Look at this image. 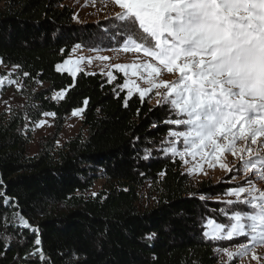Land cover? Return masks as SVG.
I'll return each mask as SVG.
<instances>
[{"label":"trees","instance_id":"16d2710c","mask_svg":"<svg viewBox=\"0 0 264 264\" xmlns=\"http://www.w3.org/2000/svg\"><path fill=\"white\" fill-rule=\"evenodd\" d=\"M113 27L109 19L75 23L65 0H0L1 63L19 66L28 87L46 84L0 116V264H218L204 223L220 220L224 204L217 198L228 185L191 183L181 161L161 150L168 108L141 102L138 94L126 106L121 76L109 84L99 73L73 77L56 69L77 44L121 48ZM62 89L66 98L53 100ZM80 107L79 131L57 146L65 117ZM44 112L56 113L55 132L29 155L31 126ZM98 178L109 185L84 195ZM147 182L158 197L139 211L138 188ZM20 215L31 227L22 226ZM37 248L43 259L33 255Z\"/></svg>","mask_w":264,"mask_h":264},{"label":"snow or ice","instance_id":"6c2138e0","mask_svg":"<svg viewBox=\"0 0 264 264\" xmlns=\"http://www.w3.org/2000/svg\"><path fill=\"white\" fill-rule=\"evenodd\" d=\"M112 3L121 9L108 17L114 25L110 31L116 36L118 46L122 45L124 52H143L150 58L144 63L113 65L125 77L129 70L134 77L141 75L148 85L140 87L134 80L124 79L119 87L127 90L125 105L134 94L144 102L155 89L157 106L168 108L172 117L164 123L169 126V138H174V142L162 151L185 164L186 156L193 160L198 156L209 167L218 164L229 173L246 174L242 184L247 186L227 190L226 194L235 199L219 201L231 206L224 216L232 221L230 227L209 218L205 227L212 225V229L204 235L212 240L228 241L243 236L252 244L264 245V190L257 188L253 179L264 180V0H112ZM80 47L75 45L73 52ZM84 59L83 56L78 60L65 59L56 69L79 65ZM87 59L91 62L92 57ZM66 70L73 77L82 71L79 67ZM165 71L178 76L173 81L160 78ZM23 75L27 77L29 73ZM106 78L109 84L116 79L111 71L106 73ZM4 82L0 78V86ZM8 83L18 82L9 79ZM67 91L55 92L52 99H65ZM83 104L86 106L88 100ZM84 110L74 108L71 114L80 116ZM42 115L55 117L56 113ZM46 123L42 119L36 126L43 127ZM238 141H243L245 147L238 148ZM227 152L238 158V165L230 168L223 162ZM188 171L202 172L203 165L196 164ZM19 221L24 228L31 227L22 215ZM34 243L39 246L40 238ZM248 247L245 244L237 252L228 248L223 251L232 260ZM33 255L43 259V250L37 248ZM253 258H257L255 254Z\"/></svg>","mask_w":264,"mask_h":264},{"label":"rangeland","instance_id":"374dc122","mask_svg":"<svg viewBox=\"0 0 264 264\" xmlns=\"http://www.w3.org/2000/svg\"><path fill=\"white\" fill-rule=\"evenodd\" d=\"M65 4L68 5L73 9V21L77 24H83L87 22H94L97 20H104L108 19V17L114 16L116 13L120 12L118 6L112 3V0H65ZM75 17V18H74ZM81 56L85 57V59L79 65H68L65 69L61 70L62 72H66L71 75L67 68H76L79 67L82 69V72L86 73H99L106 78V73L111 71L113 75L116 77L117 80L118 76H121L122 83L124 79L134 80L140 87H148V85L144 82V79L141 75L132 76L131 71L129 70L128 76L125 77L123 73L119 72L118 69H115L113 65L115 64H133V63H144L147 62L150 58L145 57L143 52L135 53V52H124L122 47L116 49H85L80 47L73 52L71 50L70 54L65 59H74L78 60ZM98 56H106L109 57L108 60H99L97 59ZM88 57H92L91 62L87 59ZM63 62L59 63L62 64ZM143 73V70H140ZM81 72V71H80ZM79 72H77L78 74ZM146 76V74H143ZM72 76V75H71ZM178 73H167L162 72L161 77L162 79H166L169 81H173L177 78ZM0 78H4L5 82L2 86H0V116L2 113H8L12 109L21 108L26 101V93L29 91H36L41 88L46 87L45 83L41 82H34L31 86H26L23 82V79L19 72L17 71L16 67L12 66H5L0 61ZM16 80L17 84L8 83V80ZM114 80V81H115ZM113 81V82H114ZM18 85H23V87H18ZM126 93L127 90L125 89ZM155 89L152 93L149 94L148 97L145 99L151 104L156 105L158 97L155 96ZM163 91V90H161ZM55 92L52 93V97ZM7 102V105L6 103ZM72 113V112H71ZM68 114L61 126V129L57 133V137L55 139V144L57 146L62 145L68 138L76 134L80 127H81V120L82 114L80 116H72V114ZM47 120V123L43 127H37V123L40 120ZM56 129V120L55 117H45L41 116V118L31 126V134H30V141L28 143L27 151L29 155H34L39 150V144L42 139L51 137ZM172 130H184L182 128L176 129L173 128ZM59 141V143H57ZM174 142V138H167V146H170L171 143ZM237 147H245V143L243 141L237 142ZM253 148H256V145H252ZM264 150V149H262ZM171 156L170 153H167ZM247 155V153H244ZM173 157V156H171ZM178 158V157H176ZM179 159V158H178ZM185 159L188 161L185 164L181 161V170L182 172L186 173L191 183L197 184L202 180H210L212 182H223L224 184L228 185L227 189L234 186H247L243 185L242 181L245 179V173L241 171L239 174L232 172L229 173L227 170L222 169L217 164L215 167H209L206 161H201L200 158L197 156L195 160L191 156H186ZM224 163H227L229 167H233L234 165L239 164L238 158H234L230 152L224 154L222 158ZM196 164L203 165V171H196L189 173L188 169L193 168ZM206 173V174H205ZM247 175L251 176V173ZM235 176V180L232 177ZM254 179V184L257 188L264 190V180ZM109 184L103 178H98L93 182V185L84 192V195L89 196L93 193H97L98 191L102 190L103 188L107 187ZM227 193V191H226ZM218 197L217 199L221 201H227L229 199H235V197L229 196L227 194ZM158 197V189L156 185L151 184L150 182L145 183L144 185L138 188V198L136 201V207L139 211H143L146 209L151 208ZM223 209L221 210V214L219 215L220 220H217L220 223L226 225V227H230L232 221L225 220V212L230 209L231 206L223 203ZM208 219L204 223V232L209 231L211 232L212 225H208L206 228L205 225L207 224ZM204 234V233H203ZM226 235V233H224ZM204 237L207 240L212 241L215 243L214 252L216 258L218 260V264H264V245L255 243L252 244L246 237H236L231 241L228 240H212L208 236ZM248 244V250L244 252L241 256L236 257L232 260L224 253L223 249L228 248L231 252H237L240 250L241 245ZM257 257L256 259L253 258V255Z\"/></svg>","mask_w":264,"mask_h":264}]
</instances>
